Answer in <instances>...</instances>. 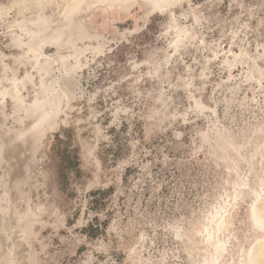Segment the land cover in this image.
I'll list each match as a JSON object with an SVG mask.
<instances>
[{"label": "rangeland", "instance_id": "374dc122", "mask_svg": "<svg viewBox=\"0 0 264 264\" xmlns=\"http://www.w3.org/2000/svg\"><path fill=\"white\" fill-rule=\"evenodd\" d=\"M263 192L264 0H0V264H264Z\"/></svg>", "mask_w": 264, "mask_h": 264}, {"label": "trees", "instance_id": "16d2710c", "mask_svg": "<svg viewBox=\"0 0 264 264\" xmlns=\"http://www.w3.org/2000/svg\"><path fill=\"white\" fill-rule=\"evenodd\" d=\"M117 53V52H116ZM115 55V53H114ZM76 129L74 126H62L48 137L46 149V167L51 173L52 180L59 190L72 195L73 185L82 183L89 177L83 167L80 154V146L75 142ZM122 144L108 145L100 151L102 161H117L122 154ZM110 190V189H109ZM108 193L106 189L92 190L89 195L90 206L100 209L104 196ZM110 221L100 222L98 219L90 221L83 230L90 238L98 237L105 233Z\"/></svg>", "mask_w": 264, "mask_h": 264}, {"label": "bare ground", "instance_id": "6f19581e", "mask_svg": "<svg viewBox=\"0 0 264 264\" xmlns=\"http://www.w3.org/2000/svg\"><path fill=\"white\" fill-rule=\"evenodd\" d=\"M259 205L256 206L257 208H255V218L256 220H258L260 223H262V225L264 224V192L263 194H259ZM261 244L264 245V243L261 242ZM257 246V245H256ZM255 246V247H256ZM261 258V247L260 245H258L256 248H254L253 251V259L255 264L258 263V261Z\"/></svg>", "mask_w": 264, "mask_h": 264}]
</instances>
